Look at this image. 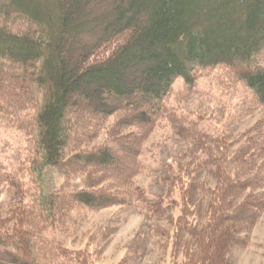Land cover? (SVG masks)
I'll return each instance as SVG.
<instances>
[{
    "label": "trees",
    "instance_id": "16d2710c",
    "mask_svg": "<svg viewBox=\"0 0 264 264\" xmlns=\"http://www.w3.org/2000/svg\"><path fill=\"white\" fill-rule=\"evenodd\" d=\"M105 1L52 0L49 9L36 0L0 2V120L31 136L30 172L64 176L60 188L28 194L13 172L0 173L14 189L13 207L0 215V247L11 250L0 264H97L98 252L43 233L72 222L77 207L147 202L133 184L139 147L159 114L170 116L161 101L175 79L190 88L197 70L227 65L264 110V66L255 64L264 0H115L96 15L93 5ZM116 112L109 140L88 147ZM181 118L169 122L194 164L177 157L164 194L148 203L150 220L169 224L155 232L169 245L170 264H235L264 211V119L236 141ZM129 126L136 130L124 133ZM118 154L127 166L115 163ZM77 175L83 186L66 190Z\"/></svg>",
    "mask_w": 264,
    "mask_h": 264
},
{
    "label": "rangeland",
    "instance_id": "374dc122",
    "mask_svg": "<svg viewBox=\"0 0 264 264\" xmlns=\"http://www.w3.org/2000/svg\"><path fill=\"white\" fill-rule=\"evenodd\" d=\"M5 1L7 0H0ZM36 2L43 9L52 6V0ZM114 2L115 0H106L98 6L93 5L95 11H100L96 15L104 10L109 11ZM13 25L16 29L23 27L20 22ZM255 64L264 66V50L255 57ZM161 103L163 110L170 116L166 117L162 111L144 135L137 158L139 172L133 178L134 187L140 188L147 202L132 200L129 205L97 211L77 207L71 212L72 222L60 229H48L43 233L44 236L70 249L86 248L88 252H98L93 258L97 264H170L169 245L165 246L164 237L155 232L157 227L167 228L169 224L156 215H151L150 220L148 203L164 194L165 177L175 169L177 157L180 158L183 154L180 158L182 164L190 163L189 167L194 162H191V155L186 150L191 146L176 136L169 118L177 120L182 117V120L193 121L209 137L224 135L239 141L244 130L264 119V110L256 101L253 90L245 86L227 65L197 70L196 79L190 88L182 79H175L170 92ZM25 116L26 112L19 117ZM120 116L121 112H116L107 117L88 147L107 142V130ZM7 121L0 120V173L13 172L21 179L28 194L60 188L64 176L55 169L46 168L40 174L29 171L27 161L33 152L31 136L24 128L12 124L9 119ZM27 127L34 128L31 124ZM134 130L131 126L123 129L124 133ZM193 155L198 159L203 157L199 151H194ZM115 163L127 166L128 159L118 154ZM82 186L80 176H72L66 190ZM13 198L14 189L1 179V217H6L8 210L13 207ZM30 198L31 196L27 197L25 201ZM10 253L9 248L0 247V256L7 257ZM235 259V264H264V211L251 229L245 248L235 252Z\"/></svg>",
    "mask_w": 264,
    "mask_h": 264
}]
</instances>
